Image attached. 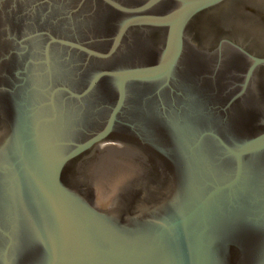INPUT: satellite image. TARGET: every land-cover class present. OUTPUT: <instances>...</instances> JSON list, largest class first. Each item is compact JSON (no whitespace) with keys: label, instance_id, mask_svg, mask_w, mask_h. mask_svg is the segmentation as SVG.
Wrapping results in <instances>:
<instances>
[{"label":"water","instance_id":"1","mask_svg":"<svg viewBox=\"0 0 264 264\" xmlns=\"http://www.w3.org/2000/svg\"><path fill=\"white\" fill-rule=\"evenodd\" d=\"M224 1L0 0V264H264V56Z\"/></svg>","mask_w":264,"mask_h":264},{"label":"flooded vegetation","instance_id":"2","mask_svg":"<svg viewBox=\"0 0 264 264\" xmlns=\"http://www.w3.org/2000/svg\"><path fill=\"white\" fill-rule=\"evenodd\" d=\"M213 19L223 33L264 56V0H226Z\"/></svg>","mask_w":264,"mask_h":264}]
</instances>
